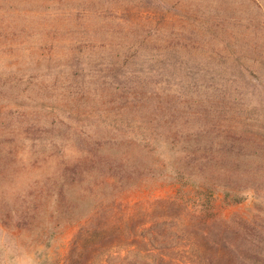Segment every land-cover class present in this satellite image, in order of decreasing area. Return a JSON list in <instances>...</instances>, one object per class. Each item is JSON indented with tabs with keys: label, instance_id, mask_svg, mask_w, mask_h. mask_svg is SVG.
Instances as JSON below:
<instances>
[{
	"label": "rangeland",
	"instance_id": "1",
	"mask_svg": "<svg viewBox=\"0 0 264 264\" xmlns=\"http://www.w3.org/2000/svg\"><path fill=\"white\" fill-rule=\"evenodd\" d=\"M51 137L136 152L127 197L172 194L181 165L264 208V0H0V264L62 257L99 196L68 192L42 240Z\"/></svg>",
	"mask_w": 264,
	"mask_h": 264
},
{
	"label": "trees",
	"instance_id": "2",
	"mask_svg": "<svg viewBox=\"0 0 264 264\" xmlns=\"http://www.w3.org/2000/svg\"><path fill=\"white\" fill-rule=\"evenodd\" d=\"M48 141L43 158L53 171L43 182L41 202L28 212L45 215L42 240L56 214L76 209L78 198L70 197L75 188L82 187L79 196H99L77 221L63 256L46 251L34 264H264V208L252 215L227 211L249 199L248 192L225 189L221 204L209 183L184 177L181 165H171L178 183L172 194L130 198L136 152L128 149L113 160L99 152L102 144L76 149L67 140ZM63 201L70 209L64 211ZM14 214L19 217V209Z\"/></svg>",
	"mask_w": 264,
	"mask_h": 264
}]
</instances>
